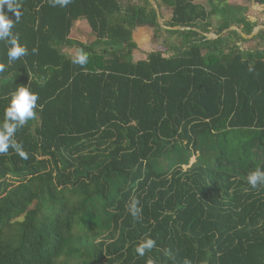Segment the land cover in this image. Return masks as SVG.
Listing matches in <instances>:
<instances>
[{"label":"trees","instance_id":"16d2710c","mask_svg":"<svg viewBox=\"0 0 264 264\" xmlns=\"http://www.w3.org/2000/svg\"><path fill=\"white\" fill-rule=\"evenodd\" d=\"M21 2L19 21L4 10L28 55L9 63L0 41V123L21 85L38 107L14 136L28 159L0 154V264H264V186L247 183L264 169V46L220 34L252 32L246 7L157 0L163 24L184 27L166 29L148 0ZM80 19L89 43L70 37ZM138 26L168 38L134 60ZM146 237L156 245L140 256Z\"/></svg>","mask_w":264,"mask_h":264},{"label":"clouds","instance_id":"9594fccd","mask_svg":"<svg viewBox=\"0 0 264 264\" xmlns=\"http://www.w3.org/2000/svg\"><path fill=\"white\" fill-rule=\"evenodd\" d=\"M72 0H51L52 6H59L60 8L67 7ZM5 6L8 11L15 14V21H19L22 15V2L21 0H0V41L7 44V57L8 62H14L23 56L28 55V49L25 45L20 43L18 34L13 33L14 27L13 20L8 17ZM33 53L36 49H32ZM89 61V54L83 49H79L75 56L72 58V63L83 67ZM5 65L0 64V72L4 70ZM38 95L31 91L30 87L19 86L11 94L8 106L5 108L3 122L0 123V154H6L11 148L22 159H28V153L23 149V145L16 142L14 136L19 128H22L28 121L36 116ZM247 183L256 189L259 186H264V169L256 168L249 172L247 176ZM140 201L138 198H131L127 204V211L133 217H139L142 208L139 206ZM156 245V242L146 237L136 247V253L144 256L146 251H150ZM151 264V261L149 262ZM189 264V262H186Z\"/></svg>","mask_w":264,"mask_h":264},{"label":"rangeland","instance_id":"374dc122","mask_svg":"<svg viewBox=\"0 0 264 264\" xmlns=\"http://www.w3.org/2000/svg\"><path fill=\"white\" fill-rule=\"evenodd\" d=\"M195 1L198 3L205 4L208 8H210L209 5L207 4V0H195ZM119 2L121 3V5L123 7L130 6V5H137L138 6V5H143L144 0H119ZM148 2L153 7L152 2L150 0H148ZM227 2L230 4H236V5L246 7V14L250 16L251 20L257 22L256 26L253 29H259V30L264 29V6L263 5H259L256 2H253L251 0H227ZM163 13H164V16H162V20H161L162 24H163V21L165 19H167V17L169 16L167 11L163 10ZM135 31L137 32V28ZM160 34H161V36L157 41H154L153 39H152V41L151 40L146 41L145 39H137L136 36H134V40H135V42L136 41H142L144 43L143 46H145V47L150 46L149 49L155 50V48L159 45V43H161L162 39L168 38V36L165 32L161 31ZM209 34H214V33L211 32ZM70 37H71V39H73V38L79 39V40L83 41L84 43H89L90 41H92L95 38L94 34L90 30L89 25L87 24V22L84 19H80L79 24H76L72 27ZM170 39L176 40L178 42V37H176V36L171 37ZM248 39H249L248 41L240 43V45L243 49H247V48L253 49L254 47L263 48L264 44L262 43V41H260L258 39L253 40L252 38H248ZM139 44H140V42H139ZM73 51L74 52H72V53L76 54L78 50H73ZM142 52H144V51H142ZM142 52L137 53L138 58H145V55ZM192 160H193V158H192Z\"/></svg>","mask_w":264,"mask_h":264},{"label":"crops","instance_id":"0c3cea01","mask_svg":"<svg viewBox=\"0 0 264 264\" xmlns=\"http://www.w3.org/2000/svg\"><path fill=\"white\" fill-rule=\"evenodd\" d=\"M155 1H156V5H157V0H155ZM157 7H158V6H157ZM163 10H164V11H167L169 15L171 14L170 10L165 9L164 7H160V8H159V11H160L161 18H162V16H164ZM167 16H168V15H167ZM76 24H79V20L75 22V25H76ZM136 28H137V32L135 31ZM136 28H134V29H133V32H132V38H133V41H134V42H135V40H134V36H136L137 39H145L146 41H148V40H151V41H152V28H151V27H149V26H138V27H136ZM90 30H91V29H90ZM73 39H74V38H73ZM75 39H76V38H75ZM78 40H79V39H78ZM80 41H81V40H80ZM82 42H83V41H82ZM90 42H91V41H90ZM139 42H140V44H139ZM135 43H136L137 48L134 49V52H133V59H134V60L145 59L146 56H147V54H148L149 52H151V51L154 50V49H149L150 46H148V47L143 46L144 43H143L142 41H136ZM146 44H147V43H146ZM150 44H151V43H150ZM152 48H153V47H152ZM156 48H157V47H156ZM156 48H155V50H156ZM73 50H78V49H77L75 46H74V47H70V48H65L66 53H67L69 56H72V57L75 56V53H72V52H74ZM142 51H144V52H142ZM138 52H142V53L145 55V58H138V55H137ZM164 55H166V54H164Z\"/></svg>","mask_w":264,"mask_h":264},{"label":"water","instance_id":"95a60500","mask_svg":"<svg viewBox=\"0 0 264 264\" xmlns=\"http://www.w3.org/2000/svg\"><path fill=\"white\" fill-rule=\"evenodd\" d=\"M150 1L152 2L153 7L155 8V10L157 12L158 23L160 24V26H162L163 28H166V29H183L184 28V27H180V26H169V25L162 24V22H161L162 18H161V15H160L159 8L156 5V1L155 0H150ZM229 29L238 30L240 32V34L242 35V37L245 38V39L252 38L257 33V31L259 30V29H253L252 32L247 35V34L243 33L241 31V29L238 28L237 26H230V27H228L226 29H223L220 34L227 32ZM203 34L209 39L216 38L217 36L220 35V34H209V33H203Z\"/></svg>","mask_w":264,"mask_h":264}]
</instances>
